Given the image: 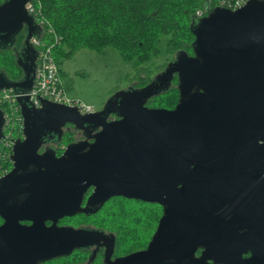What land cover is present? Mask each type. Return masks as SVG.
<instances>
[{"label": "water", "instance_id": "1", "mask_svg": "<svg viewBox=\"0 0 264 264\" xmlns=\"http://www.w3.org/2000/svg\"><path fill=\"white\" fill-rule=\"evenodd\" d=\"M30 1L0 5V51H10L24 35L17 62L22 78L14 80L0 71V92L14 90L18 95L24 135L13 148L11 172L0 181V216L5 220L0 264L27 260L14 257L7 246L23 242L31 232L18 226V220L88 212L80 201L92 186L96 190L91 206L110 195H123L159 203L164 210L145 250L109 264H254L253 258L237 254L233 196L226 177L236 157L264 155V115H252L264 114V0H250L237 10H210L193 28L192 55L178 54L153 83L117 92L92 114L45 99H40V107L31 102L38 58L31 40L41 28L26 8ZM175 75L177 106L148 107ZM5 123L0 110V140ZM67 125L91 129L94 142L73 143L61 157L51 149L39 154L44 139H60ZM214 158H221L220 163ZM211 191L221 199L217 217L213 206L207 207ZM56 197L64 202L60 208L51 204ZM36 199L42 205L39 210L34 208ZM219 234L221 252L214 241ZM87 236L66 232L75 246L85 245ZM198 249H205L200 258L195 256Z\"/></svg>", "mask_w": 264, "mask_h": 264}, {"label": "flooded vegetation", "instance_id": "2", "mask_svg": "<svg viewBox=\"0 0 264 264\" xmlns=\"http://www.w3.org/2000/svg\"><path fill=\"white\" fill-rule=\"evenodd\" d=\"M23 41L24 35L20 34L17 37L15 46L10 50L16 62L20 58L19 52ZM17 67L18 71L15 76H10L14 80L21 79L23 74L18 64ZM175 77L177 78V75L174 76V79ZM116 93L111 95L108 101ZM107 102L96 111H101ZM257 113L258 111H253L252 115H264ZM110 119H117V116L111 115ZM5 129L6 123L3 133H5ZM94 133L91 129L86 131L73 125H67L63 128V134L60 139L48 134V137L52 136V138L44 139V143L38 150V153L43 154L51 149L56 153L57 157H61L66 148L73 143L86 140L93 143L92 136ZM68 136L73 141L68 145H61L63 139L68 138ZM20 140L23 141L24 137ZM260 144H263V142H260ZM214 160L220 163L221 158H214ZM231 167L234 170L226 177V185L228 191L233 196L232 211L233 220L237 226V254L241 255L243 259L253 258L254 264H264V155H240L236 157V163H233ZM11 170L0 173V181ZM95 190L94 186L87 189L80 201L81 208L87 209L88 212L65 217H56L53 214L45 219L26 218L18 220V226L31 228V232L27 235V239L23 238V242H11L10 245H7L13 248L11 254L14 257L27 258L25 261L15 260L13 263L109 264L132 253L145 250L158 230L164 214L163 206L159 203H148L142 200L130 199L123 195H110L95 207L89 205ZM211 192L214 194H207V207L210 209L213 206V216L217 217L215 210H217V206H221V199L218 201V195L215 194V191ZM23 199L26 200L27 198ZM36 201L34 208L39 210L42 205L38 199ZM62 203L64 202H61L60 197L54 198L51 202L54 207L58 208H60ZM132 205L138 208V213H141L139 214L141 217H139L138 223H140L139 228H142V232L138 229L137 238L133 239L129 237V230L126 224L130 220L128 216L130 215L129 210ZM148 208L154 212L153 223H155V227L149 241L145 242L142 224L147 216L144 209ZM4 224L5 220L0 216V227ZM67 231L71 233L79 231L86 233L88 236L85 245L75 246L76 242H68L66 239ZM17 233L18 230L14 231L13 237ZM15 239L17 240V238ZM214 241L218 245V251L221 252L222 236L219 234L214 238ZM1 247L5 246L1 244ZM204 251L205 249H198L195 254L196 258L202 257ZM209 264L215 263L209 261Z\"/></svg>", "mask_w": 264, "mask_h": 264}, {"label": "trees", "instance_id": "3", "mask_svg": "<svg viewBox=\"0 0 264 264\" xmlns=\"http://www.w3.org/2000/svg\"><path fill=\"white\" fill-rule=\"evenodd\" d=\"M6 0H0V5ZM41 4L37 19L42 26L36 38L54 45V55L61 67L80 49L103 52L114 48L123 60L133 64L134 84L142 89L157 78L168 64L151 67L153 58L161 55L159 44L166 41V53L175 61L178 54H193L197 22L208 12L234 0H36ZM52 30V33H48ZM56 40L58 44L56 45ZM15 76L17 62L10 51H0ZM170 62V63H171ZM11 78V77H10ZM180 99L178 77L169 88L153 98L147 106L173 110ZM73 140L64 138L61 145ZM7 170L12 163L7 160ZM151 215V214H150ZM153 218V213L152 216Z\"/></svg>", "mask_w": 264, "mask_h": 264}, {"label": "rangeland", "instance_id": "4", "mask_svg": "<svg viewBox=\"0 0 264 264\" xmlns=\"http://www.w3.org/2000/svg\"><path fill=\"white\" fill-rule=\"evenodd\" d=\"M165 39L159 44L161 55L153 58L151 67H156L171 62V56L166 53ZM3 54H0V71L9 70L5 63ZM18 68H15V72ZM133 64L125 61L112 47L98 52L89 49H80L69 60L64 61L61 66V75L66 89L71 97L80 99L86 104L94 106L96 110L102 108L111 95L118 91H126L134 84ZM147 208V207H146ZM137 207H130L129 222L127 229L131 239L137 238L138 229L142 232ZM128 211V210H127ZM146 218L142 227L144 228V239L148 242L154 230L153 210L144 209ZM132 247V246H131Z\"/></svg>", "mask_w": 264, "mask_h": 264}, {"label": "built area", "instance_id": "5", "mask_svg": "<svg viewBox=\"0 0 264 264\" xmlns=\"http://www.w3.org/2000/svg\"><path fill=\"white\" fill-rule=\"evenodd\" d=\"M248 1L250 0H234L229 3L224 1L220 7L237 10L247 4ZM26 8L36 22L42 26V22L37 19L40 15L41 4L32 0L26 5ZM48 33H52V30H49ZM55 42L57 45L58 40ZM31 43L38 51L35 86L29 94L34 106L40 107V99H45L56 104L76 107L81 114L95 113L94 106L73 98L68 93L62 79L61 67L54 55V45H47L39 38H33ZM17 98L18 95L15 94L14 90L0 92V110L4 112L6 118L4 137L0 140V173L8 171L5 168V163L7 160L12 163L11 156L15 143L24 137L23 118Z\"/></svg>", "mask_w": 264, "mask_h": 264}]
</instances>
